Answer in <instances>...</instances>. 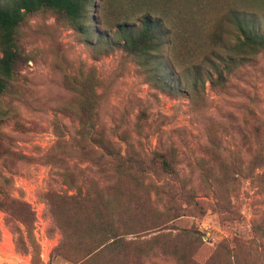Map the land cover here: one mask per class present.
Listing matches in <instances>:
<instances>
[{
    "label": "rangeland",
    "instance_id": "1",
    "mask_svg": "<svg viewBox=\"0 0 264 264\" xmlns=\"http://www.w3.org/2000/svg\"><path fill=\"white\" fill-rule=\"evenodd\" d=\"M240 4L255 10L264 6V0H95L89 10L95 18L93 26L110 39L122 24L138 31L139 20L147 12L172 13L174 19L162 31L165 45L155 57L160 72L171 74L176 64L179 71L174 78L182 80L184 91V84L199 78L204 85L201 102L156 87L122 50L111 49L105 41L97 43L96 35L80 36L53 11L26 18L18 34L21 59L8 90L0 96V202H26L33 220L25 225L0 207V264H115L103 247L88 262L84 251L90 243L84 234L81 245L71 240L62 250L64 231L47 197L78 192L62 177L65 163L58 160L70 166L78 162L72 156L80 151L71 141L81 137V123L88 118L82 111L85 84L96 93L92 121L110 138L118 141L124 131L137 150L174 146L178 169L198 196L205 194L199 174L209 170L218 180L211 177L208 184L236 205L238 215L230 221H223L222 214L210 206H205L204 214L187 212L170 225L174 228L167 231L172 234L170 242L199 264H264V193L260 181L246 175L263 171L251 162L255 154L264 152V51L232 72L224 71L228 74L225 87L211 85L210 76L216 77V71L209 62L203 64L215 50L211 59L226 70L220 60L239 35L226 14L241 8ZM216 28L224 33L220 46L211 38ZM198 66L204 72L196 76L193 68ZM139 121L146 124L147 137L136 134ZM59 140L67 144L59 145ZM79 165L86 168L76 173L84 195L110 183L97 168ZM125 185L135 186L131 180ZM139 192L145 203L140 221L148 222L144 229L169 220L166 195H155L149 188ZM207 197L213 199L212 194ZM67 212L62 208L64 217ZM185 230L192 234L189 239L176 238ZM152 235L144 232L140 238ZM144 264L178 263L157 252L147 256Z\"/></svg>",
    "mask_w": 264,
    "mask_h": 264
},
{
    "label": "trees",
    "instance_id": "2",
    "mask_svg": "<svg viewBox=\"0 0 264 264\" xmlns=\"http://www.w3.org/2000/svg\"><path fill=\"white\" fill-rule=\"evenodd\" d=\"M95 0H0V96L4 94L14 77L16 66L21 59L18 43L19 29L30 15L49 10L58 14L82 37L90 38L96 35L97 43L105 41L113 50L119 49L132 58L139 68L147 75L149 80L158 88L172 95L188 94L195 102H201L204 95V85L200 79L184 84L178 77L174 78L179 68L173 65L171 74H166L159 69L157 53L165 45L162 33L167 23L171 22L172 13L166 11H150L144 14L139 21L141 28L138 31L133 26L122 24L117 27L112 39L108 35L99 32L94 26L95 18L89 16V10L94 6ZM241 6V4H240ZM251 16V20H248ZM171 18V19H170ZM226 20L235 24L238 30V40L235 45L227 49L228 54L220 61L225 62V69H219L210 55L204 57V66L209 62L217 76H210L213 87H225L228 82V73L234 69L250 62L255 55L264 51V6L255 7L245 4L237 10H228ZM178 19V18H175ZM223 30L218 28L213 32L211 38L215 46H220L223 38ZM217 57V56H216ZM179 67V66H178ZM196 76L204 72L202 66L193 68ZM209 73V72H208ZM88 84L82 85V96L85 103L82 106L83 114L88 118L82 121L80 126L81 137L72 139V146L80 151L77 164L70 166L65 163L66 182L70 187H75V194H47L51 203V211L57 222L64 231L65 241L61 245L64 250L71 240H76L78 245L88 239L90 247L85 250V256H89L88 262H93L99 251L112 255L113 263L124 261L127 264H144V259L149 255L159 252L162 255L171 256L178 264H199L188 255L182 253L177 244H172L169 238L172 236L168 230L171 224L187 215L188 212L205 213V206L213 207L223 216V221H230L238 215L236 205L223 195L219 188H214L209 179L216 178L212 171L203 170L199 175L204 196H198L196 188L188 186L187 178L178 169V155L174 146L161 148H150L148 150H137L132 144L127 132L119 134L118 141L110 138L106 130L95 125L91 116L95 113V103L92 102L96 96L95 89H89ZM92 95L90 100L89 96ZM146 124L138 122L135 125L138 136L147 137L144 134ZM261 128V126H260ZM70 142V143H71ZM67 144L65 140H59L60 144ZM122 144L124 147H122ZM58 146V143H57ZM87 165L97 168L100 176L108 178L110 183L105 188H99L96 192L84 195L83 190L77 186V172L84 173L86 168L79 165ZM252 165L262 168L260 174L248 171L247 176L258 179L264 193V152L255 154ZM78 174V173H77ZM158 179V180H157ZM131 180L135 186H126ZM176 183V184H175ZM149 188L155 195H166L168 201L167 214L169 220L156 222L150 228H146L148 222H141L144 214V198L140 194L141 189ZM1 191V189H0ZM209 191H212L209 193ZM212 194L213 199H208ZM17 205V207H16ZM11 206H14L12 209ZM7 213L19 222L27 224L33 220V213L28 204L23 201L11 200L7 203L0 202ZM62 208L67 209L66 217ZM144 227V228H143ZM263 231L255 226V230ZM152 232L149 239H141L142 233ZM84 234V237L83 235ZM127 235L135 237L128 239ZM191 232L185 230L178 233L177 237L189 239ZM264 237V231H263ZM196 241L199 239L195 238ZM201 240V239H200ZM93 256V257H92ZM234 263V262H233Z\"/></svg>",
    "mask_w": 264,
    "mask_h": 264
}]
</instances>
